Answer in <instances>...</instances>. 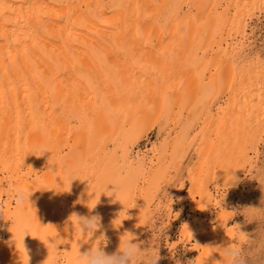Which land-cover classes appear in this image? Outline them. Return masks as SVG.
Returning <instances> with one entry per match:
<instances>
[{
	"label": "bare ground",
	"instance_id": "6f19581e",
	"mask_svg": "<svg viewBox=\"0 0 264 264\" xmlns=\"http://www.w3.org/2000/svg\"><path fill=\"white\" fill-rule=\"evenodd\" d=\"M263 17L264 0H0V264H28L25 234L29 264H75L91 238L73 212L102 217L108 252L125 231L139 242L194 148L180 236L196 264L234 240L226 201L264 144V63L245 56Z\"/></svg>",
	"mask_w": 264,
	"mask_h": 264
},
{
	"label": "clouds",
	"instance_id": "9594fccd",
	"mask_svg": "<svg viewBox=\"0 0 264 264\" xmlns=\"http://www.w3.org/2000/svg\"><path fill=\"white\" fill-rule=\"evenodd\" d=\"M215 173L213 176H210V183L216 180ZM237 183V178L229 172L226 176L224 186L220 187V189H226L227 191V189L234 187ZM60 186L62 187L63 185ZM31 194L32 192L30 190L29 192H25L22 189H17L13 193V197L18 204L22 205L25 200L29 203ZM89 202L90 200L86 203V207L90 211L94 210L98 203L90 209L88 206ZM227 212L232 214L231 220L236 216H242L244 218L243 225L234 224L231 226L235 229L234 240H229V242L224 244H209L201 247L207 248L210 253L203 260L202 264H209L210 260L211 264H264V199H262L260 207L238 206ZM69 221L74 231H78L83 237L91 238L86 249L81 250V245L79 246L75 264H158L162 259L159 254V246L154 245L153 247L145 248L142 243L137 242L138 238L136 235L128 231H125L120 236V243L116 251H106L107 246L110 244V238L103 228L102 217L99 214L84 216L73 212L69 216ZM253 223L256 224V229L253 232L249 233L242 230V227ZM163 232L159 233L160 239ZM98 233L99 235H97ZM26 235L20 241V247L29 264V256L24 245ZM49 239L47 240V244H54L52 239L53 242L49 243ZM12 240L15 242L16 247L14 235L12 236ZM216 255H218V259H211ZM197 259L198 257L193 260H188L186 264H196ZM176 264H181L180 260H176Z\"/></svg>",
	"mask_w": 264,
	"mask_h": 264
},
{
	"label": "rangeland",
	"instance_id": "374dc122",
	"mask_svg": "<svg viewBox=\"0 0 264 264\" xmlns=\"http://www.w3.org/2000/svg\"><path fill=\"white\" fill-rule=\"evenodd\" d=\"M263 18L262 19L259 18L260 20L257 19L255 22L251 24V31H254L255 36L253 35V38H252L253 39L252 41L253 45L251 44L252 48H249L245 55L247 57L246 61L248 63L252 61L256 62L257 60H260V62L264 63V19ZM251 49L254 51V52L252 51V55H251ZM256 49L257 51H255ZM223 103L224 102H222L221 104L224 105ZM158 129L159 128L157 127L153 129V132H151V134L149 135L150 141L148 143L144 142L140 145L139 149L142 152H144L151 144H153V142L157 140V130ZM262 145L260 147L261 154L259 153L258 161L256 163L257 165L255 164V169L253 170V173H251L252 176L251 175L248 176L247 179H245L244 182L241 184L240 189L235 194L232 195L233 197L231 196L230 199L226 201L227 203L226 208L228 211L238 206L239 207H247V206L260 207L261 206V201L262 199H264V185H262L264 184V172H263L264 171V144ZM195 152H197L196 148H194L193 151L190 150L188 152L190 156L188 155V160H185V162L181 165L180 167L181 170H178V171L174 170L173 172L169 174L170 177L169 176L168 177L170 179L169 180L170 183L168 184V186L166 184H164L165 186L163 185L164 187L162 189V192L160 193V195H158L156 199L157 200L156 209H159V208L160 209L157 211H153L154 213L153 218H151V221L148 222L149 224L147 223L144 226L140 234V237H139V242L142 243L143 247L145 248L153 247L154 245L159 246V254L162 257V259L158 262V264H176V260H180L181 264H186V261L193 260L197 258L198 255L200 254L195 251L194 241H190V242L183 241V239L180 236V232L182 230L181 226L183 225V223L185 222L188 216L189 206L187 205H188L189 200L186 197V192L188 188L190 187V183L187 181V177H188L189 170L192 168V164H193L192 161H194L195 159L194 158L196 154ZM173 177H175V179ZM181 185H183V189H182L183 191L180 194L181 202H178L179 200L178 201L176 200L174 204L175 211L176 213H179V214L175 213L176 214L175 215L173 211H172L173 213L171 214L172 216L175 215L176 217H178V219L177 221L173 223V225L170 226V224H168V221H166L168 220L169 215H170V213L167 211L168 205L171 204L170 200H172V197H174L173 195L176 194L175 192L178 189V186H181ZM212 190L214 192L215 188L212 187ZM221 194L222 192L220 193V195ZM223 194H226V192L223 191ZM220 197L223 198L222 196H218L219 199ZM164 201L166 202L167 206ZM217 214L218 212L215 211V213L212 214V218L214 216H217ZM243 219L244 218L242 216L234 217L233 220L229 222L228 229L227 228L226 229L229 231H232V230L235 231L234 227H231V226H233L234 224L243 225ZM168 229L170 230V232ZM255 229H256L255 223L242 227L243 231H247L249 233L253 232ZM171 230L173 231L171 232ZM135 232L137 233V231ZM161 232H163V234L160 239L159 233ZM175 242H178V243H175ZM173 245H176V246H174V248L171 249ZM60 261L63 262V260L59 258L56 264H61Z\"/></svg>",
	"mask_w": 264,
	"mask_h": 264
}]
</instances>
